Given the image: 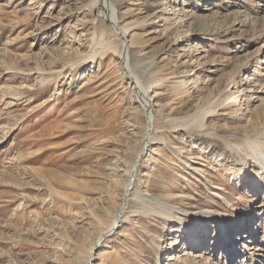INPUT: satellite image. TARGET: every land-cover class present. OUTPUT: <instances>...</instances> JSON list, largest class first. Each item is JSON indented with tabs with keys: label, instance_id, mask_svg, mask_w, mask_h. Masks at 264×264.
Listing matches in <instances>:
<instances>
[{
	"label": "rangeland",
	"instance_id": "rangeland-1",
	"mask_svg": "<svg viewBox=\"0 0 264 264\" xmlns=\"http://www.w3.org/2000/svg\"><path fill=\"white\" fill-rule=\"evenodd\" d=\"M203 260L264 264V0H0V264Z\"/></svg>",
	"mask_w": 264,
	"mask_h": 264
},
{
	"label": "bare ground",
	"instance_id": "bare-ground-1",
	"mask_svg": "<svg viewBox=\"0 0 264 264\" xmlns=\"http://www.w3.org/2000/svg\"><path fill=\"white\" fill-rule=\"evenodd\" d=\"M104 7H106L107 9H108V13H111V16H110V18H111V20L113 21V23H114V25H115V27H116V30L118 31V33L121 35V37L122 38H125L126 39V32L124 31V29L119 25V21H118V17H117V15H116V8L112 5V3H111V9H109L108 7H107V5L105 4V2H104ZM125 44V43H124ZM123 44V48H122V50H121V52H120V58L122 57V59L124 60V63H125V67H126V70H127V73H128V75H129V77L135 82V89H136V94H137V97L139 98V103H140V105H141V107L143 108V110L146 112V117H147V124H153V121H154V113H153V110H152V99H151V97H150V93H149V87H147L141 80H140V78L134 73V71L132 70L133 69V67H132V65H131V63H130V46H127V45H124ZM237 105H236V103H234V100H230V104H229V106H226L225 107V109L226 110H228V109H231V108H235ZM169 121V123H176V119H172V120H168ZM178 122V121H177ZM172 125V124H171ZM187 125V124H186ZM190 125V124H189ZM180 126V125H179ZM203 125H201V127H202ZM152 137H151V133H150V131H147V133H146V135L144 136V138H143V144H142V147H141V149H140V154L142 155L145 151H146V149H147V147L149 146V143H150V139H151ZM261 148V147H260ZM260 148H258L259 150H260ZM140 155V156H141ZM138 157V156H137ZM135 158L134 160H133V162H132V164H130V165H128L127 167H126V170H124L125 171V173L127 172V174H128V184H127V187H126V191H127V196H126V201H128L129 200V202H130V200L132 201V200H135L136 202H138L139 204H141V202L144 200V199H139V200H137V199H134L133 198V194L131 193V198L129 199V195H128V192H130V191H132V190H135L136 189V183H137V177H135V174H136V171H137V167L139 166L138 165V162H139V158L140 157H138V158ZM125 191V192H126ZM135 193H136V190L134 191ZM158 203H159V205L161 206V207H164V209L165 210H167L169 213H171V214H176V215H180V216H186V214H184V213H181L180 211V208L179 207H177V206H173V205H170V204H168V203H165V202H163V201H158ZM142 205H140L139 206V208L141 207ZM126 213V211H124V214ZM206 216V215H208L207 213H203V214H200V213H196V214H192L191 215V217H193V218H200L201 216ZM122 217H123V215L122 214H120L119 215V220H118V222L116 223V224H118V223H120V220L122 219ZM207 219H210V217L208 216V217H206ZM249 219H251L250 218V215H249V218H248V222H250V220ZM203 220V223L202 224H204L203 226H205V219H202ZM247 222V223H248ZM115 228V227H114ZM114 228L108 233V234H106V235H102L99 239H98V244L95 246V248H97L98 246H99V244H100V242H101V240H103V239H106L111 233H112V231L114 230ZM185 230H190V229H185ZM230 230H232V229H229L228 231L229 232H231ZM246 235L244 236V234H243V237H241V236H239L236 240L234 239V238H231V239H227V241H226V246H227V248H228V242H230V245L232 244V242H239V241H241V240H246V239H250V237L252 236V230H253V227H251V228H248V225H247V227H246ZM176 232V231H175ZM187 235H189L190 237H189V239H188V243H189V240H191V243L193 244V241H194V245H195V241H199L200 242V239L202 238V236L201 235H197V233H196V231H193V230H190L189 231V233H187ZM186 235V236H187ZM201 236V237H200ZM205 237H203V240H205L204 239ZM179 239V238H178ZM178 239H175L174 241H172V247H176V245H178ZM219 238H217L216 239V241L218 240ZM223 241V240H222ZM190 243V244H191ZM215 242L213 241V243H211L210 245V248L208 249V251H204V252H209L210 254H212L214 251H215ZM94 248V249H95ZM244 249L245 250H249V246H247L246 244H244ZM184 253H183V255L182 256H179V257H176L175 259L174 258H172L171 260L173 261V260H179V258H183V257H185V256H187V253H186V251H183ZM244 253L246 252V251H243ZM243 253V254H244ZM241 254H242V252H241ZM199 257L201 258L202 256L201 255H199ZM198 257V258H199ZM205 259H206V257H205ZM202 263H204L205 264V261L203 260V261H201ZM241 263V262H240ZM89 264H91V262H89ZM206 264H208V262H206Z\"/></svg>",
	"mask_w": 264,
	"mask_h": 264
},
{
	"label": "water",
	"instance_id": "water-1",
	"mask_svg": "<svg viewBox=\"0 0 264 264\" xmlns=\"http://www.w3.org/2000/svg\"><path fill=\"white\" fill-rule=\"evenodd\" d=\"M149 125H150V123H149ZM140 159V158H139ZM139 163V162H138Z\"/></svg>",
	"mask_w": 264,
	"mask_h": 264
}]
</instances>
